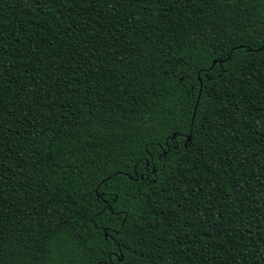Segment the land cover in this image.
<instances>
[{
  "label": "trees",
  "instance_id": "1",
  "mask_svg": "<svg viewBox=\"0 0 264 264\" xmlns=\"http://www.w3.org/2000/svg\"><path fill=\"white\" fill-rule=\"evenodd\" d=\"M0 264H264V0H0Z\"/></svg>",
  "mask_w": 264,
  "mask_h": 264
},
{
  "label": "snow or ice",
  "instance_id": "2",
  "mask_svg": "<svg viewBox=\"0 0 264 264\" xmlns=\"http://www.w3.org/2000/svg\"><path fill=\"white\" fill-rule=\"evenodd\" d=\"M229 51H230L231 54L234 55L236 52L239 51V48H238L237 46H234L233 49H230ZM223 59H224L225 61H227V60L229 59V56H225V57H223ZM208 68H209V69H212V65H209ZM181 135H182V133H181V130H180V129H176V131L173 133V136H181ZM171 138H172V137H169V139H171ZM112 178H113V177H112L111 175L106 176V177L103 178V182H104V183H107V181H108L109 179H112Z\"/></svg>",
  "mask_w": 264,
  "mask_h": 264
},
{
  "label": "water",
  "instance_id": "3",
  "mask_svg": "<svg viewBox=\"0 0 264 264\" xmlns=\"http://www.w3.org/2000/svg\"><path fill=\"white\" fill-rule=\"evenodd\" d=\"M216 63H217V61H214V64H216ZM202 87H203V83L201 82V90H200V93H199V97H198V99H197V103H196V107H195V113H196L197 105H198V102H199V99H200V95H201ZM194 117H195V114H194V116H193V119H194ZM190 139H191V134H189L188 137H187V140H188V141H190ZM186 145H187V144H186ZM105 236L108 237V233H107V232L105 233Z\"/></svg>",
  "mask_w": 264,
  "mask_h": 264
}]
</instances>
